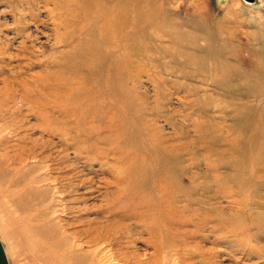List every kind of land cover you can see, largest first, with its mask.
Wrapping results in <instances>:
<instances>
[{
	"label": "bare ground",
	"instance_id": "bare-ground-1",
	"mask_svg": "<svg viewBox=\"0 0 264 264\" xmlns=\"http://www.w3.org/2000/svg\"><path fill=\"white\" fill-rule=\"evenodd\" d=\"M6 1L13 12L11 24L16 31L23 29L24 16L34 23L37 21L36 15L31 13L35 5L39 9L37 0ZM38 1L47 20H52V44L59 50V57L52 61L56 69L49 77L54 82L49 92L55 97L51 101V109L57 112L53 121L54 124L58 121L59 127L45 132L50 140L39 141L37 144L36 139H33L31 143L22 146L20 151L10 153L1 148L0 144V205L8 207L7 219L12 218L8 226H1L3 238L8 241H12L14 236L25 238L32 264H179L180 260L175 262L174 257L169 258L177 253L175 249L178 246L172 242L167 243L168 234L177 237L169 232L173 222L168 210H172L175 200H188L189 193L184 192L181 181L190 175L191 166L179 167L181 160L177 156H170L165 143L144 133L135 114L138 110L131 103H126L122 88L125 45L132 44L136 39V49L144 47L142 52L146 59H150L147 48L155 49V46L152 47L155 45L152 37L148 34L159 23L156 17L158 8L153 4L155 1ZM125 6L132 7L133 12L127 11ZM181 38L180 33L174 36L180 58L173 61L180 67H192V74H186L185 77L208 75L212 85L233 100V86L229 80L236 73L233 70H220L218 59L223 57L220 53L222 47L215 45V35L209 34V45L205 49L191 43L189 49L196 54L194 57L182 50ZM205 59L213 61L206 69ZM259 67L255 65L256 69ZM7 86L5 83L0 89V111L12 110L7 105L12 101L15 91ZM263 87L264 81H255L253 92L247 88L245 94L259 95L264 91ZM187 93L196 95L197 89ZM211 102L210 94H205L201 102H190V105L203 115H215V112L228 110L227 107L219 109L215 102L213 106L218 109H210L208 104ZM230 110L231 113L236 110L234 126H257L254 129L256 132L251 133L248 139L239 137V141L244 140L234 149L239 159L225 164L231 169L234 165L241 181L251 184L252 175L256 171H264V120L261 119L264 118V108L259 114L258 109L249 105H242L239 110ZM257 119L262 122L256 123ZM53 121L49 120L50 123ZM14 124L0 119L3 131L12 128ZM212 126L208 124L209 128ZM55 136L58 137L60 148H56L57 144L51 141ZM70 154L72 157L68 158ZM119 158L123 159V168L120 167L122 171L114 168ZM93 163L99 166V170L87 168ZM223 164L217 161L210 164L209 169L216 172ZM244 167L246 170L242 169ZM85 170L88 171L86 174ZM108 170L112 172L110 175L113 180L101 183L104 188L115 187V190L104 192L105 198L102 201L105 204L101 212L103 221L68 233V224H60L57 213L70 210V204L88 200V196L96 192V187H93L95 181L87 177V174L105 173ZM160 176L164 180L157 182L156 194H162L153 198L146 189ZM246 176H249L247 181ZM172 180L177 184L170 183ZM123 184L126 185L121 186ZM252 187L256 198H259L256 191L261 188L260 183L256 182ZM79 189L80 195L69 199L71 193ZM237 189H240L238 185ZM233 194L237 195L235 191ZM106 195H112V198ZM162 204H169L167 211L161 207ZM62 205L63 209H60ZM257 206L261 205L257 203ZM141 211L147 220L140 217L128 224H121L116 219H132L133 213ZM209 220L214 223L212 228L219 221L214 217ZM203 222L199 220V223ZM132 230L135 234L144 231L153 239L151 248L155 256L146 262L122 251V245L132 240ZM0 245L9 264L1 241ZM160 256L162 262L158 259Z\"/></svg>",
	"mask_w": 264,
	"mask_h": 264
},
{
	"label": "rangeland",
	"instance_id": "rangeland-1",
	"mask_svg": "<svg viewBox=\"0 0 264 264\" xmlns=\"http://www.w3.org/2000/svg\"><path fill=\"white\" fill-rule=\"evenodd\" d=\"M154 1L153 4L158 8L156 17L159 23L148 34L152 37V43L155 44L152 47L155 46V49L147 48L150 59H146L142 52L144 47L136 49L135 36L132 44L125 45L122 88L126 103H131L139 112L135 114L144 133L165 143L170 156H177L181 160L179 167L191 166L190 175L181 181L184 192L189 193L188 200H175L172 210L167 209L169 204L161 205L165 211L171 212L173 226L169 232L177 236L168 234L167 243L180 246L175 249L177 253L169 258L174 257L175 262L180 260L179 264H264V171H256L251 184H248L241 181L234 165L233 169L225 166L239 159L234 152L237 144L244 142L239 141V137L248 139L257 127L234 126L235 109L249 105L258 109L259 114L264 108V91L256 96L245 94L247 88L253 92L255 81H264V0H254L249 4L242 0ZM38 2L39 9H36V5L31 9L37 21L34 23L24 16L25 24L19 31L11 24L13 12L7 1L0 2V89L7 83V87L15 91L12 101L7 105L12 110L0 111L3 122L15 123L5 131L0 125V144L10 153L20 151L33 139H36L37 144L50 140L45 132L59 127L58 121L55 124L53 121L57 112L51 109V101L55 97L49 92L50 85H54L52 78H49L50 73L56 69L52 61L59 57V50L52 44V20H47ZM125 9L133 12L132 7L125 6ZM177 33L182 37V50L193 57L196 54L189 49L191 43L205 49L209 45V34L215 35V45L222 47L220 53L223 57L218 59L220 70H233L236 73L229 80L233 86V100L215 88L208 75L185 77L186 74H192V67H180L173 61L180 58L174 39ZM212 64V60L205 59V69ZM255 65H259L260 69H256ZM194 88L197 94L189 95L187 92ZM205 94H210L212 98L208 104L210 109L224 110L227 107L228 110L215 112V115L199 113L190 102H201ZM214 102L218 108L213 106ZM232 108L235 111L231 113ZM262 120L257 119L255 122L261 123ZM46 123L48 126H45ZM208 124L213 125L212 128ZM57 139L55 136L51 141L57 144L56 148H60ZM71 157L72 154L68 156ZM217 161L224 164L213 172L209 165ZM122 163L123 159H117L114 163L116 171H122ZM87 168L99 170L96 163ZM242 169L246 170L245 167ZM109 171L87 174L95 181L93 187H96V192L90 194L88 200L74 202V206L70 204L71 211L60 210L57 213L60 224H68V233L103 221L104 192L115 190V187L106 189L101 183L113 180L110 175L112 172ZM87 172L84 171L85 174ZM248 177H245V181ZM163 180L161 176L158 177L146 192L157 198L162 192L156 194V184ZM173 182L177 184L175 180L170 183ZM256 182L261 186L256 191L259 198H256L252 189ZM237 185L240 189H237ZM80 191L72 192L69 199L76 198ZM234 191L237 195L233 194ZM107 198L111 199L112 195ZM257 203L261 206L258 207ZM8 215V207L0 205V241L8 263L32 264L25 238L14 236L12 241H8L1 234V226L12 223V218L7 219ZM140 217L147 220L143 211L133 213L132 219H116L121 224H128ZM213 217L219 221L212 228L214 223L209 219ZM199 220L204 222L199 223ZM131 233L132 240L122 245V251L144 262L154 257L151 248L153 239L144 231L135 234L132 230ZM162 256L158 257L160 262Z\"/></svg>",
	"mask_w": 264,
	"mask_h": 264
},
{
	"label": "water",
	"instance_id": "water-1",
	"mask_svg": "<svg viewBox=\"0 0 264 264\" xmlns=\"http://www.w3.org/2000/svg\"><path fill=\"white\" fill-rule=\"evenodd\" d=\"M244 1H247L248 3L254 2V0H244ZM0 264H7V261H6V258H5V255H4V252H3L1 245H0Z\"/></svg>",
	"mask_w": 264,
	"mask_h": 264
}]
</instances>
